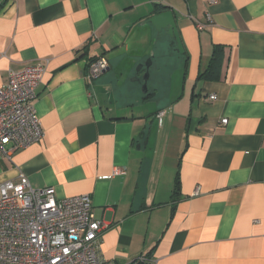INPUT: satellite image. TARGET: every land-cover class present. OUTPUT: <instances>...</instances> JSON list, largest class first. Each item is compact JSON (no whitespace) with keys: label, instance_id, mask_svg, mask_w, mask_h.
Here are the masks:
<instances>
[{"label":"crops","instance_id":"crops-1","mask_svg":"<svg viewBox=\"0 0 264 264\" xmlns=\"http://www.w3.org/2000/svg\"><path fill=\"white\" fill-rule=\"evenodd\" d=\"M155 4L182 53L142 24ZM215 46L217 71L199 78ZM147 47L149 88L122 94L134 70L120 86L115 70ZM98 56L108 68L91 79ZM34 63L43 134L0 153V183L23 172L56 197L89 194L104 260L264 264V0H0V85Z\"/></svg>","mask_w":264,"mask_h":264},{"label":"built area","instance_id":"built-area-1","mask_svg":"<svg viewBox=\"0 0 264 264\" xmlns=\"http://www.w3.org/2000/svg\"><path fill=\"white\" fill-rule=\"evenodd\" d=\"M195 26L203 28L201 23ZM44 68L34 63L9 69L0 85V153L8 159L43 134L34 103ZM107 68V60L98 56L86 74L94 79ZM162 114L157 112V118ZM102 227L89 194L56 197L51 186L32 187L23 172L0 183V264H120L102 258ZM155 262L143 252L126 264Z\"/></svg>","mask_w":264,"mask_h":264},{"label":"water","instance_id":"water-1","mask_svg":"<svg viewBox=\"0 0 264 264\" xmlns=\"http://www.w3.org/2000/svg\"><path fill=\"white\" fill-rule=\"evenodd\" d=\"M150 23L156 30V32L163 31L168 37L174 39L176 42V47L180 53L183 52V47L181 44V40L179 37L178 29L176 26L174 14L171 9L162 10L160 12H155L151 16L147 17L142 24ZM151 57L150 54L144 63H141L137 66L136 70L139 71L144 69L143 73V83H142V91H146V81L149 76L148 68L151 65Z\"/></svg>","mask_w":264,"mask_h":264},{"label":"rangeland","instance_id":"rangeland-1","mask_svg":"<svg viewBox=\"0 0 264 264\" xmlns=\"http://www.w3.org/2000/svg\"><path fill=\"white\" fill-rule=\"evenodd\" d=\"M148 23L144 24L147 26ZM143 25L139 24L138 27H141ZM133 34H136V32H134ZM149 47V46H148ZM146 48V50L144 52H132V53H129L128 55L125 56V58L121 61V64L119 65V69L118 70H115L114 74H113V79L118 83V85L120 86V83L118 82V80L120 81L121 79H123L125 77V74L123 76H121L120 71L122 72L123 69H126V68H129V66L132 68L133 67V74L129 77V81H127V88H120L121 90V93H131V91L133 90H136V93L141 96V92H142V83H143V73H144V70H139L137 71L136 68L139 64L141 63H144L145 60L147 59V57H145L140 63H136L135 65H133V61L135 59H137V57H142V53H145V52H148L147 55H150L152 54L153 52L149 49V48ZM149 49V50H148ZM149 77L146 81V85L147 87L149 88ZM146 104L142 105V111H147L149 110L151 107H152V104L153 103H148V102H145ZM151 106V107H150Z\"/></svg>","mask_w":264,"mask_h":264},{"label":"trees","instance_id":"trees-1","mask_svg":"<svg viewBox=\"0 0 264 264\" xmlns=\"http://www.w3.org/2000/svg\"><path fill=\"white\" fill-rule=\"evenodd\" d=\"M154 7H155L156 11H158V10L160 11V10L165 9V6H159L158 4H155ZM171 40L176 45V42L174 41V39L171 38ZM219 49H220V46H215V48L213 49V53H212L209 65L207 66L206 69H204L203 71H201L199 73V78L200 77L201 78L212 77L214 72L217 71V68L219 66V57H220ZM94 59H96V57H91L89 63H91ZM89 63H88V65H89Z\"/></svg>","mask_w":264,"mask_h":264}]
</instances>
